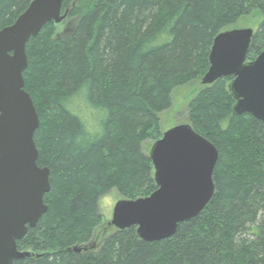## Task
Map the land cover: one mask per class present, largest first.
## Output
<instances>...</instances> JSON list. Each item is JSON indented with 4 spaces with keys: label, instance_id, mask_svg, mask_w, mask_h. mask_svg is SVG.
I'll list each match as a JSON object with an SVG mask.
<instances>
[{
    "label": "trees",
    "instance_id": "16d2710c",
    "mask_svg": "<svg viewBox=\"0 0 264 264\" xmlns=\"http://www.w3.org/2000/svg\"><path fill=\"white\" fill-rule=\"evenodd\" d=\"M30 1L0 0V30ZM63 6L76 18L72 28L56 37L50 22L26 46L37 164L49 168L51 188L46 213L17 242L35 256L14 264H264V122L233 111L232 78L201 84L189 104L191 126L219 151L211 202L167 239L145 242L136 227L115 228L93 247L105 193L137 199L157 189L142 144L162 137L159 113L170 108L171 91L206 74L214 38L253 16L247 61L264 51V0Z\"/></svg>",
    "mask_w": 264,
    "mask_h": 264
},
{
    "label": "water",
    "instance_id": "95a60500",
    "mask_svg": "<svg viewBox=\"0 0 264 264\" xmlns=\"http://www.w3.org/2000/svg\"><path fill=\"white\" fill-rule=\"evenodd\" d=\"M63 3L31 0L13 24L0 30V264L35 256L19 250L17 242L48 209L44 196L51 188L50 170L37 164L34 136L40 121L32 97L24 89V71L28 41L46 24L64 21ZM253 34V28L219 33L201 84L232 78L233 111L250 113L264 122V51L247 61ZM148 156L157 189L146 197L118 200L109 225L118 230L136 227L142 241L154 242L172 237L180 223L197 217L214 198L219 151L191 124H180L163 132ZM85 248L75 246L74 250Z\"/></svg>",
    "mask_w": 264,
    "mask_h": 264
},
{
    "label": "rangeland",
    "instance_id": "374dc122",
    "mask_svg": "<svg viewBox=\"0 0 264 264\" xmlns=\"http://www.w3.org/2000/svg\"><path fill=\"white\" fill-rule=\"evenodd\" d=\"M68 6H63L62 13H66L64 21L61 24H55L53 22L54 34L56 37L68 32L75 22L74 20L76 18L71 16V10ZM257 26L258 19L253 16H247L240 19L237 24L232 26V28H253L255 31ZM200 85L201 78L196 81L191 80L190 82L177 86L171 91L172 104L170 108L159 113L160 129L162 133L180 124H191L189 119V104L197 95ZM153 143L154 141L147 140L142 144V149L145 154L149 155ZM120 199L121 196L116 189L110 190L100 198L99 212L103 216V221L96 230L97 233L93 240L95 245L100 244L103 238H106L114 231L115 228L109 225V222L112 220L113 208L116 202Z\"/></svg>",
    "mask_w": 264,
    "mask_h": 264
},
{
    "label": "flooded vegetation",
    "instance_id": "af4514ba",
    "mask_svg": "<svg viewBox=\"0 0 264 264\" xmlns=\"http://www.w3.org/2000/svg\"><path fill=\"white\" fill-rule=\"evenodd\" d=\"M98 240V239H97ZM95 246V244L93 245V247Z\"/></svg>",
    "mask_w": 264,
    "mask_h": 264
},
{
    "label": "bare ground",
    "instance_id": "6f19581e",
    "mask_svg": "<svg viewBox=\"0 0 264 264\" xmlns=\"http://www.w3.org/2000/svg\"><path fill=\"white\" fill-rule=\"evenodd\" d=\"M216 147V146H215Z\"/></svg>",
    "mask_w": 264,
    "mask_h": 264
}]
</instances>
